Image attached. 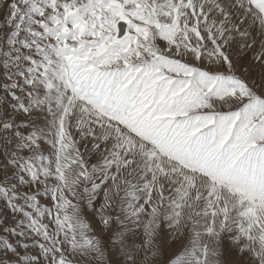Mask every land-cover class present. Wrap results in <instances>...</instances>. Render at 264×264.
<instances>
[{"label": "snow or ice", "instance_id": "6c2138e0", "mask_svg": "<svg viewBox=\"0 0 264 264\" xmlns=\"http://www.w3.org/2000/svg\"><path fill=\"white\" fill-rule=\"evenodd\" d=\"M0 264H264V0H0Z\"/></svg>", "mask_w": 264, "mask_h": 264}]
</instances>
